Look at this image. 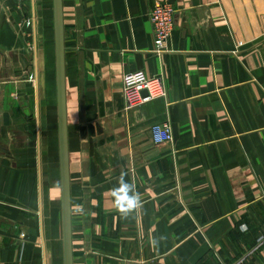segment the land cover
<instances>
[{"label":"crops","instance_id":"crops-1","mask_svg":"<svg viewBox=\"0 0 264 264\" xmlns=\"http://www.w3.org/2000/svg\"><path fill=\"white\" fill-rule=\"evenodd\" d=\"M62 5L74 264H264V0ZM137 71L166 97L126 112ZM61 180L54 1L0 0L2 264H65Z\"/></svg>","mask_w":264,"mask_h":264},{"label":"built area","instance_id":"built-area-1","mask_svg":"<svg viewBox=\"0 0 264 264\" xmlns=\"http://www.w3.org/2000/svg\"><path fill=\"white\" fill-rule=\"evenodd\" d=\"M175 14L176 10L173 5L167 2L157 4L151 13L150 19L154 28V52L158 55L168 53V43L175 28ZM166 92L164 75L148 76L144 71H137L123 77L122 96L126 112L133 111L153 100L165 98ZM152 139L157 145L171 143L173 141L171 127L168 124L154 125ZM233 264H247L246 258H241Z\"/></svg>","mask_w":264,"mask_h":264},{"label":"water","instance_id":"water-1","mask_svg":"<svg viewBox=\"0 0 264 264\" xmlns=\"http://www.w3.org/2000/svg\"><path fill=\"white\" fill-rule=\"evenodd\" d=\"M53 1H54L55 42H56V59H57L58 104H59L64 258H65V264H74L73 236H72V222H71L67 105H66L65 29H64L62 0H53ZM144 95H146V93H144Z\"/></svg>","mask_w":264,"mask_h":264},{"label":"clouds","instance_id":"clouds-1","mask_svg":"<svg viewBox=\"0 0 264 264\" xmlns=\"http://www.w3.org/2000/svg\"><path fill=\"white\" fill-rule=\"evenodd\" d=\"M121 188L125 189V190H128V191L131 190V186L126 184V183L122 184ZM117 191H120V189H117ZM137 203H138V201L136 200V198L134 196H130L128 198V206H129V208L133 207Z\"/></svg>","mask_w":264,"mask_h":264}]
</instances>
